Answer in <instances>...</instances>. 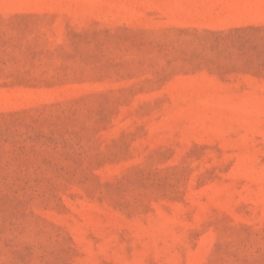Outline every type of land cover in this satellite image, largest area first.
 I'll use <instances>...</instances> for the list:
<instances>
[{
    "label": "rangeland",
    "instance_id": "1",
    "mask_svg": "<svg viewBox=\"0 0 264 264\" xmlns=\"http://www.w3.org/2000/svg\"><path fill=\"white\" fill-rule=\"evenodd\" d=\"M0 264H264V0H0Z\"/></svg>",
    "mask_w": 264,
    "mask_h": 264
}]
</instances>
